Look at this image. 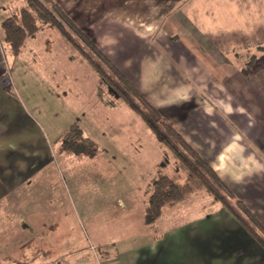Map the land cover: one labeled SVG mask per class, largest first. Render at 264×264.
Here are the masks:
<instances>
[{"label": "crops", "instance_id": "0c3cea01", "mask_svg": "<svg viewBox=\"0 0 264 264\" xmlns=\"http://www.w3.org/2000/svg\"><path fill=\"white\" fill-rule=\"evenodd\" d=\"M54 1L264 226V68H254V59L248 66L236 63L233 58L240 59L239 56H230L221 40L208 36V25L200 18L205 13L201 14L196 4L189 7L188 0ZM239 8L240 17L235 18L247 24L237 29L251 27L254 8L247 2ZM222 28L230 30L231 26ZM240 30L236 33L241 37L249 34ZM7 57L0 43V213L4 214L0 216V233L4 234L0 236V260L13 264L11 258L23 256L20 246L30 240L29 236L42 244L52 238L53 246H48L53 253L62 236L74 239L71 226L76 222L67 226L55 203L53 208H42L36 203L41 209L33 219L37 232L32 236L28 217L13 220L10 215V208H28L29 199L17 201L14 197L22 198L25 189L50 177L46 168L52 166L55 154L38 124L5 87L9 84ZM255 58H261L259 62L264 65V51ZM98 84L87 102L90 114L92 110L107 112L121 105L119 100H113L114 105L110 106L99 98ZM150 144L157 148L155 142ZM63 153L66 159L70 158L69 153ZM165 157L164 171H155V179L159 173L174 178L175 164L181 166L166 148ZM150 182L151 178L145 180L146 184ZM192 193L165 205L162 210L172 215L173 226L171 219L166 218L170 225L165 224L154 235L148 227H155L158 219L152 225L145 224L142 214L140 225L148 231L142 233L140 242L129 252L130 264H264V249L219 201L210 194V200H205L207 196L195 197ZM36 201L52 202L43 195ZM194 204L201 210L183 217L192 212ZM180 212L183 219L179 220ZM131 241L137 243L136 239ZM18 246L20 255L14 256ZM102 247L100 250L106 253L103 263L119 255L110 241ZM82 256L79 259L85 263V257L93 259L92 251Z\"/></svg>", "mask_w": 264, "mask_h": 264}, {"label": "rangeland", "instance_id": "374dc122", "mask_svg": "<svg viewBox=\"0 0 264 264\" xmlns=\"http://www.w3.org/2000/svg\"><path fill=\"white\" fill-rule=\"evenodd\" d=\"M20 1L0 0V23L9 11L20 5ZM188 1L189 7L196 4V9H201V14L205 13L200 18L204 20V25H208V36L221 40L230 56H239L240 59L233 58L236 63L248 66L251 61L256 60L254 68H264L259 62L261 58H255L264 51V39L259 41L264 38V0ZM244 2L254 8L255 20L251 27L248 25L247 28L241 29L249 33L241 37L236 33L240 30L237 27L243 24L245 26L247 22L235 16L240 17L239 5ZM195 15L191 16V19ZM225 25L231 26L230 30L223 29ZM234 39L238 44L233 42ZM72 56L80 59L74 61L69 58ZM7 68V91L14 95L35 120L46 142L52 143L51 151L55 154L52 166L46 168L50 177L37 181L31 189H25L22 198L14 197L17 201L26 197L28 202L29 199L28 208H10V215L13 220L28 217L33 228L29 230L32 236L37 232L33 227V219L38 217L37 211L41 209L37 208L36 203L42 208H53L55 203L57 208L60 206L67 226L69 222H76L75 226H71V231L75 234L74 239L69 240L62 236L61 243L57 249L55 247L57 251L54 250L51 255L52 258L39 260L34 264H89L90 261H94L90 264H130L129 252L140 242L142 233L148 231L141 227L139 219L144 214L146 201L155 180V171H164L167 160L164 145L150 132L140 116L122 101L117 108L104 109L107 112L92 110V114L89 113L91 108L87 102L92 95V88L98 84L99 77L89 63L49 26H43L29 37L19 55L7 57ZM104 93L112 101L117 100L116 94L111 90H105ZM75 122L84 127L85 131L78 124L85 132L84 135L95 143V156L70 154V158L66 159L67 155H64L60 148L58 138ZM151 142L157 144L156 149H153ZM175 168L176 172L172 175L177 182L186 181L181 166L175 164ZM150 178L151 182L146 184L145 180ZM190 183L194 187L192 194L195 197L205 195V200H210V195L203 187L196 182ZM42 195L52 202L44 201L42 204L36 201ZM163 210L155 222L156 229L154 230L153 226L148 227L150 234L154 235V231L165 227V224L167 227L170 223L173 226L172 215ZM200 210L201 208L194 204L192 212L185 213L183 217L192 216ZM0 216L4 217V214L0 213ZM166 218L171 219V222L167 224ZM178 218H182L181 212ZM132 235L133 237L129 238ZM0 236L4 234L0 233ZM132 239H136L137 243L132 242ZM33 241L36 246H53L52 238L46 239L44 244L39 240ZM108 241L112 243L115 251L119 250V255L116 259L103 263L106 253L100 248ZM92 245L95 247L94 251L89 250ZM86 251H92L93 259L87 256L84 258H87L85 263L81 260ZM1 252L8 253L5 250ZM12 254L20 255L19 246ZM0 264L11 263L0 260Z\"/></svg>", "mask_w": 264, "mask_h": 264}, {"label": "trees", "instance_id": "16d2710c", "mask_svg": "<svg viewBox=\"0 0 264 264\" xmlns=\"http://www.w3.org/2000/svg\"><path fill=\"white\" fill-rule=\"evenodd\" d=\"M43 26L53 28L97 73L99 98L113 106L114 102L104 97V91L109 89L114 92L117 100L140 116L186 172L187 182L184 183H178L168 174L157 175L144 210V223H154L160 217L165 204L179 202L188 197L193 189L190 181L196 182L219 201L264 249V226L255 215L235 198L208 162L200 157L171 122L162 117L54 0H21L19 6L5 15L0 23V43L6 57L19 55L25 41ZM5 87L8 88L9 84H5ZM59 141L61 149L69 154L93 157L97 153L95 143L84 135L77 123L71 124ZM20 249L23 256L11 258L13 264H34L39 260H47L52 255L51 247L36 246L33 239L20 246Z\"/></svg>", "mask_w": 264, "mask_h": 264}, {"label": "built area", "instance_id": "2783aa9c", "mask_svg": "<svg viewBox=\"0 0 264 264\" xmlns=\"http://www.w3.org/2000/svg\"><path fill=\"white\" fill-rule=\"evenodd\" d=\"M91 249L94 251L95 250V248L94 247H91Z\"/></svg>", "mask_w": 264, "mask_h": 264}]
</instances>
